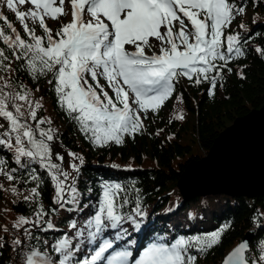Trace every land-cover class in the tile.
Instances as JSON below:
<instances>
[{
	"label": "snow or ice",
	"instance_id": "6c2138e0",
	"mask_svg": "<svg viewBox=\"0 0 264 264\" xmlns=\"http://www.w3.org/2000/svg\"><path fill=\"white\" fill-rule=\"evenodd\" d=\"M246 11L235 0H0V149L11 152L16 165L9 168L0 158V176L8 182L7 188L0 183V191L21 196L17 185L33 183L22 199L36 204L31 217L16 218L13 228L22 230L23 238L14 237L11 245L21 249L25 239H33V229L55 230L49 213L63 210L83 217L70 220L71 234L42 242L50 251L33 247L24 253L23 264H197L193 248L204 253L220 244L228 224L168 242L159 237L134 256L133 233L147 226L149 215L140 190L134 182L129 189L105 180L94 202L91 187L86 196L77 186L84 157L67 151L71 159L65 167V155L54 153L55 142L63 143L59 130L50 118L38 117L43 105L15 74L23 72L32 80L50 76L47 83L57 104L94 147L123 145L126 138L143 134L149 115H157L173 97L183 104V94H176L181 79L197 87L207 84L208 97L216 95L225 71H233L230 62L246 55L247 40L239 31H228ZM238 27L246 29L243 23ZM255 52L264 56V47ZM238 75L244 78L242 70ZM185 118L182 108L172 117ZM32 165L49 178L51 209L40 202L45 181ZM20 171L25 176H18ZM129 191L135 192L134 200ZM6 243L0 237V250ZM260 243L257 259L247 255L245 241L222 264H264Z\"/></svg>",
	"mask_w": 264,
	"mask_h": 264
},
{
	"label": "trees",
	"instance_id": "16d2710c",
	"mask_svg": "<svg viewBox=\"0 0 264 264\" xmlns=\"http://www.w3.org/2000/svg\"><path fill=\"white\" fill-rule=\"evenodd\" d=\"M235 2H243L250 14L247 18L238 16L228 31L241 32L247 40L244 44L246 55L230 62L229 67L233 71H225L223 86H218L216 95L208 97L207 84L197 87L181 79L176 85V94H183V104H178L173 97L157 115H149L145 122L147 130L143 134L137 135L135 139L126 138L123 145L94 147L57 104L55 93L47 83L50 76L32 80L23 72L15 74L18 82L26 84L32 90L34 98L43 105L38 111V117L50 118L52 126L59 130V138L63 143L55 142L54 153L59 151L65 155V167L71 159L67 156V151L77 152L84 157L85 163L81 166L77 186L86 196V189L91 187L93 191L90 195L94 202L99 185L105 180L122 183L129 189L134 182L135 188L140 190L143 206L149 215L145 221L147 226L139 233H133L135 239L143 236L144 244L148 245L158 241L159 237H164V241L168 242L181 235H202L217 230L224 224L230 225L220 244L204 253L197 248L191 250V254L197 255V264H219L248 231H252V236L247 255L250 259H257L262 251L260 242L264 241V191L254 197L240 194L230 196L225 193L184 196L179 188L186 167L195 159H202L222 131L231 126L236 118L243 117L264 104V56L255 52L258 46L264 47V0L257 4H253L252 0ZM4 12L14 21L12 13L6 8ZM240 23H249V27L240 29ZM49 25L54 29L58 27L52 21H49ZM17 27L19 28L18 23ZM249 36L251 39H248ZM241 70L243 79L238 75ZM180 108L186 118L183 121L172 119ZM160 129L163 131L156 135ZM169 136L172 139H168ZM0 158L7 161L9 168L16 167L11 152L0 149ZM112 164L120 167L113 168ZM127 165L132 168L127 169ZM32 167L37 168L45 181L41 187L40 202L46 209L55 207L52 204L54 190L49 178L38 165ZM68 170L71 171L70 168ZM17 175L25 176V173L20 171ZM0 183L5 188L8 187V182L2 176ZM33 186V183L18 184L21 196L0 191V237L7 242L5 248L0 250V264H23L24 253L33 247L50 251L42 243L44 240L51 244L62 233L71 234L67 227L70 220L83 219L63 210L57 214L49 213L56 229L47 233L33 229V239H25L24 246L14 250L12 239L16 236L23 238V233L22 230L13 228V223L20 215L31 217L36 207L35 203H25L22 199ZM129 196L134 200L135 192L129 191ZM83 202L87 203L88 200ZM205 208L212 212L208 220L204 219ZM5 227L7 232L4 231Z\"/></svg>",
	"mask_w": 264,
	"mask_h": 264
},
{
	"label": "bare ground",
	"instance_id": "6f19581e",
	"mask_svg": "<svg viewBox=\"0 0 264 264\" xmlns=\"http://www.w3.org/2000/svg\"><path fill=\"white\" fill-rule=\"evenodd\" d=\"M253 131L238 133L233 143L226 145L218 155L214 152L206 163L189 167L179 184L182 193L185 194V189H194L211 181H219L226 186L260 187L264 182V138L257 137V132ZM238 141L242 143L236 147Z\"/></svg>",
	"mask_w": 264,
	"mask_h": 264
},
{
	"label": "water",
	"instance_id": "95a60500",
	"mask_svg": "<svg viewBox=\"0 0 264 264\" xmlns=\"http://www.w3.org/2000/svg\"><path fill=\"white\" fill-rule=\"evenodd\" d=\"M257 129H258V131H256ZM251 130L252 131L255 130L253 132H257V137L260 136L261 138H264V104L258 109L251 110L248 114L244 115L243 117L241 116V117L236 118L231 126L227 127L224 131H222L218 135V137L215 139V141H214L212 147L210 148L207 156L200 159L199 161H197L195 159L186 167L185 171L183 172V174L181 176L180 183L183 180V175L187 173V169L189 167L192 168L193 164L194 165L196 164V166L197 165L199 166V165L206 163L207 161L210 160V158L214 152L216 155H218L226 147V145L232 144L234 138L236 137V135L238 133H242V132L252 133ZM238 142L236 143L237 144L236 147L239 146L238 144L242 143V141H238ZM245 182H246V180H245ZM216 185L217 186H219V185L220 186H226V184L220 183L219 181H214V182L211 181L208 183L199 184L198 186L194 187V189H185V194H183L181 190L180 191H181L182 195H184V196L195 195V194L205 195V194H214V193H225V194H228L230 196L240 194V195H244L247 197L257 196L264 191V182L261 183L260 187H257V188H252V187H249L248 185H229V186H226L229 189H240V190L243 188L244 189H246V188L256 189L257 191H255V192H253L252 190H251L252 192H249L246 190H244V191L235 190L237 192H233L231 190H228L227 188L221 189V190H216V191L211 190L212 189L211 186H216ZM204 187H211V188H209L208 190L206 189L205 191L199 190V189H202ZM187 191H194V192L188 193L189 195H186ZM184 200H186V199L184 198ZM251 236H252V231H248L242 237V239L240 240L239 243L247 241L249 244V249H250ZM222 262H223V260H222ZM222 262L220 264H222Z\"/></svg>",
	"mask_w": 264,
	"mask_h": 264
},
{
	"label": "rangeland",
	"instance_id": "374dc122",
	"mask_svg": "<svg viewBox=\"0 0 264 264\" xmlns=\"http://www.w3.org/2000/svg\"><path fill=\"white\" fill-rule=\"evenodd\" d=\"M250 14V12L249 11H246V13L243 15L245 18H247L248 17V15ZM246 25V27H249V23H246L245 24ZM185 80V79H184ZM212 187V189L211 190H221V189H228V190H231V191H233V192H237V191H235V190H240V189H229L228 187H226V186H211ZM211 187H204V189L202 188V189H199V190H202V191H205L206 189L208 190L209 188H211ZM198 190V189H197ZM244 190H246V191H249V192H255V191H257L256 189H249V188H246V189H241L240 191H244ZM252 190V191H251ZM192 192H194V191H187V194L186 195H189L188 193H192ZM211 214H212V212H211V210H209V209H207V208H205L204 210H203V215H204V219L205 220H208V218L211 216Z\"/></svg>",
	"mask_w": 264,
	"mask_h": 264
}]
</instances>
